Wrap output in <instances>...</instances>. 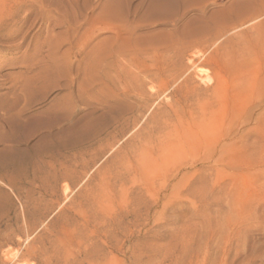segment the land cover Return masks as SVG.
Listing matches in <instances>:
<instances>
[{"label": "rangeland", "instance_id": "rangeland-1", "mask_svg": "<svg viewBox=\"0 0 264 264\" xmlns=\"http://www.w3.org/2000/svg\"><path fill=\"white\" fill-rule=\"evenodd\" d=\"M31 1L0 31V264H264V0H134L125 27L92 0L72 74L24 97L86 0Z\"/></svg>", "mask_w": 264, "mask_h": 264}, {"label": "bare ground", "instance_id": "bare-ground-1", "mask_svg": "<svg viewBox=\"0 0 264 264\" xmlns=\"http://www.w3.org/2000/svg\"><path fill=\"white\" fill-rule=\"evenodd\" d=\"M29 1L32 2L31 0ZM201 1L202 0H150V3L148 5V13L153 16L162 15V18L166 17V15L173 16L178 14L180 10H182L183 8L186 9L192 5H196V4L199 5ZM133 2L134 0L112 1L111 3H109L108 7H106L102 11V13L100 14V18L103 20H107L113 25H116L118 27L130 26L128 22L132 15ZM145 2L140 3L138 7H142L145 4ZM27 4H28V0H24V1L0 0V31L4 26L6 27L14 26V28H16L17 25L16 19L19 18V16L23 12L25 14L24 19L28 20L29 16L31 15V11L27 6ZM93 10H94V4L92 0H86L84 2V6H82L78 10V13L75 14L77 16H75L74 18V24L66 32L48 37L44 41V43L38 45L37 48L34 49V53L31 56H29L27 60L23 62V66L27 70L23 75L24 77L26 75L29 76L24 78V84H23L24 97L31 95L34 90L47 88L48 86H52V85H57L63 77L65 76L68 77L72 74L71 70L69 69H66V71L62 70L63 66L61 63L63 61H62V57H60L59 54L61 53L63 46H65L64 42L66 41L69 42L70 38H72V36H75V34H78L79 29H81V25L78 22V18L80 16H83L84 13L89 14V12H92ZM38 16H40L42 19L45 18V14L42 12H40ZM81 22L83 23V21ZM86 34L88 35L87 36L88 40H92L93 33H90L89 31ZM65 36H68V39L64 40ZM24 41H26V39ZM68 44L70 45L71 43ZM44 45L50 46L48 50V55L46 57L42 55L43 54L42 49L44 48ZM125 51H126L125 47L119 50V52L122 53H124ZM90 68L93 69L92 64H90ZM79 71H80V67H76V69L73 70V72H75L77 76L79 74ZM90 71L92 72V70ZM77 80L78 77L74 78L73 82L76 83ZM23 98L16 97L14 100V104L10 106L9 110L14 111L16 107L21 103ZM17 163H18V158L11 156L9 158H6L2 162L3 167L2 166L1 167L5 168L8 165H15Z\"/></svg>", "mask_w": 264, "mask_h": 264}]
</instances>
